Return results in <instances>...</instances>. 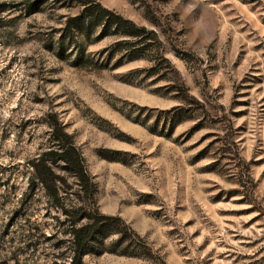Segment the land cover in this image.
Returning a JSON list of instances; mask_svg holds the SVG:
<instances>
[{"label":"rangeland","instance_id":"rangeland-1","mask_svg":"<svg viewBox=\"0 0 264 264\" xmlns=\"http://www.w3.org/2000/svg\"><path fill=\"white\" fill-rule=\"evenodd\" d=\"M96 1L152 31L143 56L107 60L121 38L97 27L59 52L77 0H0V264H67L64 215L29 185L53 120L128 227L81 264H264V0Z\"/></svg>","mask_w":264,"mask_h":264},{"label":"trees","instance_id":"trees-1","mask_svg":"<svg viewBox=\"0 0 264 264\" xmlns=\"http://www.w3.org/2000/svg\"><path fill=\"white\" fill-rule=\"evenodd\" d=\"M77 3L81 11L78 15L66 20L63 34L57 45L59 52L66 49L64 38L67 37L68 44H71L69 54L74 55L75 59L80 58L82 42L76 37H87L95 27L99 28L101 37L111 34L118 39L121 38L111 46L102 49L101 52L106 55L107 60L112 59L115 52L121 49L120 45L126 42L130 45H127L128 47L121 56L129 59L143 56L145 49H148L147 45H151L148 42L150 39L148 34L152 31L146 30L144 26H137L117 12L103 7L96 0H77ZM32 5L31 3L28 5L29 13L36 11V8L30 9ZM122 38H128L126 39L128 41ZM50 125L53 146L28 162L31 172L29 185L31 187L41 186L53 206L64 215L62 224L66 225V229L63 230V234L67 235V238L61 243H67L65 246L67 264H81L83 256L94 251L95 239L103 230L112 228L123 235L128 231V227L120 217L103 215L98 212L95 186L84 166L81 153L73 144L71 136L62 130L56 120L50 122ZM58 166L74 176L78 187L77 198L81 194L86 202L78 203L77 199H75L77 203L69 202L72 194L62 189V183L65 181L56 174L55 168Z\"/></svg>","mask_w":264,"mask_h":264}]
</instances>
